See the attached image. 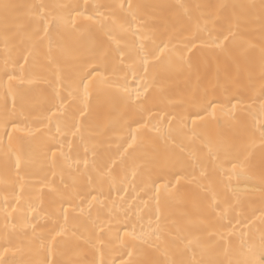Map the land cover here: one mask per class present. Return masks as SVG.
Returning a JSON list of instances; mask_svg holds the SVG:
<instances>
[{
  "label": "snow or ice",
  "instance_id": "snow-or-ice-1",
  "mask_svg": "<svg viewBox=\"0 0 264 264\" xmlns=\"http://www.w3.org/2000/svg\"><path fill=\"white\" fill-rule=\"evenodd\" d=\"M17 7L19 6L10 3L0 4L5 24L10 11ZM27 7L28 31L24 33L14 55H9L7 46L5 47V56L0 64V88L3 89V99L0 101V124L3 125L4 136L7 138L5 140L0 137V166L3 168L5 186H9L8 180L13 171L18 175L22 168H30L37 161L43 165L50 158L52 162H55L58 153L60 156L66 155L65 146L56 140V135H48L52 132L53 121L56 123V133L61 134L62 139H67L68 130H71L72 137L80 134L82 140L85 125L92 123L94 116L100 115L99 106L95 108L92 106L93 91H103L109 96L118 94L133 117L126 125L128 129L126 134L121 137L123 141H127V147L120 153V163L129 165L130 161L129 166L134 176L139 169L148 165L153 166V171L157 174L155 179L149 178L152 186L149 190H154L151 198L155 200L157 212L154 221L150 220L147 225L140 223L139 231L136 225H133L129 231L127 223L115 218L114 210L117 200L110 199L111 188L106 194L102 186L94 187L73 206L75 197L80 193L69 190L68 186H65L64 189L56 190L60 196L63 223L54 224L46 233H37L35 230L39 225L32 224V236L24 241L17 237V224L12 222L14 219L12 213L24 220H28L31 214L30 219L35 220L40 214V209L39 205L24 199L22 194L13 190L11 196L3 197V207H0V216L3 218V227L7 233L3 242L0 243V264H109L103 258L96 259L97 253L102 257V250L105 248L119 253L112 258L111 264H117V261L119 264H264V207L257 210L258 218L254 216L252 220H248V225H251L255 219H259L261 227L258 237L250 231L240 232L237 244L235 242L236 225L232 224V219L236 218V209L240 207V204L219 200V192L216 190L218 185L230 183L233 175L244 173L248 161L247 151L257 134L260 145L264 148V0H259L258 4L218 5L222 14L217 16L210 14L207 18H202V23L197 21L191 38L186 37L182 44L169 48L165 43L163 47L155 45L149 50L144 45L143 39H147L144 37L139 44L126 46V50L117 48L119 64L109 60L107 55L103 54L95 57L98 62L94 66L69 65L67 57L70 55L71 48L54 34L60 33L61 30L70 33H76L79 30L85 33L90 32L93 25L77 24L78 18L99 24L102 29H105V35L110 39L114 37H112L109 22L123 33L131 31L132 26L126 19L124 22L116 21L114 11L107 13L100 11V9H112L114 6L89 5L87 0L81 4L79 0H76L72 4L37 3ZM118 7L124 9L125 5L120 4ZM139 7L130 2L127 4L133 21L136 20V13L132 10H138ZM209 24L213 27L210 28ZM253 25H258V28L252 30L259 31L260 41L259 45L250 44L248 49L259 48L258 88L255 82L257 78L251 73L247 77V85H242L239 76L234 77L225 72L221 77L218 70L212 93H215L217 89L222 90L223 99L210 94L209 90L205 89L203 93H197L190 99L192 108L186 115H172L167 112L161 115L159 112L152 111L158 101L148 93V81L145 78L148 77L149 69L154 64L166 61L170 68L193 73L198 71L202 62H207L211 54L217 57L226 54L241 29L250 28ZM203 32H207L206 40L201 39L200 34ZM132 34L135 36L137 33ZM197 40L201 41L199 45L194 42ZM5 44L7 45V40ZM117 44H119L118 41ZM185 49L191 55H187ZM166 50L165 56L163 54ZM126 59L132 61L129 67L139 66L144 70V76L140 77L139 81H137L136 73L133 72V82L136 83V87H129L127 76L121 80L118 75V68ZM38 62L41 64L39 78L49 83L52 91L45 101L48 107L40 106L41 115L32 118V113L36 111L37 106L31 103L25 91L14 82L23 83V73L16 74L18 69L22 70L25 66ZM49 70L51 79H49ZM96 81L104 87L91 88L90 85ZM249 92L251 95L246 104V112L251 116V124L240 128L236 141L226 145L223 141H213L202 134L200 128L206 119L223 118L228 123H235L238 115L237 105L242 95ZM65 94L72 102L70 113L66 111L68 100L65 99ZM44 111H47L48 115H43ZM137 117L144 122H139ZM35 124L41 127L38 129L34 127ZM131 124H135L136 127L132 128ZM174 125L179 126V131L189 143L195 144L201 141L208 148L207 160L211 162L210 165L205 158L174 157L161 153L157 149H152L150 153L143 151L149 133L154 132L159 137L168 138L176 131ZM62 126L65 128L63 133H61ZM17 133H24V135H17ZM129 149L132 151L129 152ZM89 151L90 149L85 147L83 152L85 168L90 166L87 158ZM137 153L139 155H136ZM115 163L116 161L113 160L112 164ZM91 164L95 165V153ZM225 164H230L231 168H224ZM169 165L172 168L179 165L180 171L190 176V183L196 185L195 199L199 203L200 219L196 222L190 221L184 228L169 224L160 211L162 202L175 201L182 195L181 187L177 186L179 176H177L176 184H173L170 179L165 182ZM106 166L111 168V165ZM217 172L219 177L216 181L211 184L202 183ZM171 175L176 176V172L172 171ZM157 180L161 183H157ZM261 180L264 181V171L261 173ZM121 188L122 186L117 187L115 191L120 193ZM123 191L126 193L127 189ZM87 196L91 199H87ZM261 201L264 203V195ZM119 203L121 205L126 203L124 195L119 196ZM222 203L227 206L222 207ZM70 209L80 214L73 216L72 219H83L86 222L83 231H79L78 234L69 227ZM239 215L243 216L244 213ZM242 223L243 220L238 221V224ZM28 226L25 224L24 228ZM113 228H116L114 233ZM120 228L124 229L123 237L120 234ZM194 232H199L200 235L193 239ZM205 241L209 242L207 247L203 245ZM145 246H151L165 258L163 260L139 258L145 251ZM209 250L216 252L217 258L207 261L196 258L198 254ZM89 253L92 256L91 259L88 258ZM169 253H171L170 258ZM125 254L127 258L121 259V256ZM26 256L28 258H25ZM220 256L223 258H219Z\"/></svg>",
  "mask_w": 264,
  "mask_h": 264
},
{
  "label": "bare ground",
  "instance_id": "bare-ground-1",
  "mask_svg": "<svg viewBox=\"0 0 264 264\" xmlns=\"http://www.w3.org/2000/svg\"><path fill=\"white\" fill-rule=\"evenodd\" d=\"M74 2L76 0H0V4L10 3L19 6L10 11L7 24L4 21V13L0 10V64H2L5 56V47L7 46L9 55H14L24 37V33L28 31L29 17L27 6L37 3L72 4ZM79 2L83 4L85 0H79ZM129 2L140 6L138 10H132L136 13L135 21L132 20L127 9ZM87 3L89 5L104 4L114 6L112 9L106 8L100 9V11L106 13L114 11L116 13V21L124 22L126 19L131 24L132 30L123 33L109 22V27L112 28V37H114V39H110L109 36L105 35V29H102L99 24L78 18L76 20L77 24H92V30L87 33L83 32V30H79L76 33L61 30L60 33L54 34L71 48L70 55L67 57L69 65L90 64L94 66L98 62L95 57L103 54H106L109 60L119 64L117 48L120 47L126 50V46L139 44L144 37H147V39H143L144 45L149 50L154 48L155 45L163 47L165 43L171 48L173 45L185 42L186 37L191 38L196 29L197 21L202 23V18H207L210 14L212 16L221 15L222 11L217 7L218 5L258 4L259 0H87ZM120 4H124L125 8L120 9L118 7ZM229 11L231 10L229 9ZM209 27L211 28L213 25L209 24ZM253 28H258V25L242 28L226 54H221L218 57L215 54H211L207 62H202L198 71L193 73L170 68L167 66L166 61L154 64L149 69L148 77L145 78L148 81V93L158 101L157 106L153 107L152 111L154 113L159 112L161 115L165 112L172 115H186L187 111L192 108L189 103L190 99L197 93H203L205 89H208L210 94H215L223 99L222 90L217 89L215 93H212L218 70L221 77H223L225 72L234 77L239 76L242 85H247V77L251 73L257 78L255 82L258 88L259 72L257 65L259 48L257 47L255 50L248 49L250 44L259 45L260 41L259 31H254L252 30ZM133 32L137 34L134 36ZM200 36L202 40H206L207 32L201 33ZM6 40L7 45L5 44ZM117 41L119 44H117ZM194 42L199 45L201 41L197 40ZM193 52H195V49H193ZM185 53L191 55V53H187L186 49ZM163 55H167V50ZM131 64V60H124L123 65L118 68V75L121 80L127 76L129 87H136V83L133 82V72L136 73L137 81H139L140 77L144 76V70L139 66L129 67ZM109 71H111V68H109ZM21 72L23 73V83L21 84L20 81L14 83L18 84L25 91L31 103L37 106L36 111L32 113V118H35L41 115L40 106L48 107L45 101L52 91V86L39 78V73L41 72V64L39 62L27 65L22 70L18 69L16 74L21 75ZM104 74L107 75L108 73ZM49 79H51L50 70ZM90 87L102 89L104 86L96 81ZM250 95V92L242 95L241 101L237 105L236 111L238 115L235 123H228L223 118L218 120L206 119L200 128L202 134L213 141H223L226 145L236 141L240 128L248 127L251 124V116L246 112V104ZM2 99L3 89L0 88V101ZM65 99L68 100L66 94ZM92 101L94 108L99 106L100 115L94 116L93 122L85 125L82 140L80 134L72 137L71 130H68L67 139H62L61 134L56 133L55 121L51 124L52 132L48 135L55 134L56 140L64 144L65 156H60L58 153L55 162H52L50 158L43 165L37 161L30 168H22L18 175L13 171L8 180V187L5 186L3 168L0 166V207H3V197L5 195L11 196L13 190L18 194H22L24 199L39 205L40 214L35 220L30 219L31 214H29L28 220H24L22 217H16V214L12 213L14 217L12 222L17 224V237L19 239L27 241L31 238L32 224L39 225L35 230L37 233H46L54 224L63 223V215L60 211V196L56 190L64 189L65 186H68L69 190H75L80 193V195L75 197L73 206L79 203L80 199L86 196L88 191L94 187L102 186L106 194L111 188L110 199L117 200L114 210L115 218L127 223L129 231L133 225H136L139 231L140 223L147 225L150 220H155L157 209L155 200L151 198L154 195V190H149L152 188L149 178L155 179L157 174L153 171V166L148 165L139 169L134 176L132 168L129 166L130 161L129 165L120 163V153L127 147V141H123L121 137L126 134L128 130L126 125L131 122L133 117L118 94L109 96L103 91H93ZM234 103L236 102L234 101ZM71 105V100H68L66 111L69 113L72 111ZM43 115H48V112L44 111ZM136 119L139 120L138 117ZM139 122L143 123L144 121L139 120ZM34 127L39 129L41 126L35 124ZM131 127L135 128L136 125L131 124ZM174 128H176V131L168 138L159 137L154 132L149 133L143 151L150 153L152 149H157L161 153H167L174 157L183 156L185 159L205 158L210 165L211 162L207 160L208 148L201 141H197L195 144L189 143L183 133L179 131V126L174 125ZM9 131H11V126H9ZM64 131L65 128L62 126L61 133ZM17 135H24V133H17ZM0 137L7 139L4 136L2 124H0ZM121 144H123V147H121ZM85 147L90 149L87 157L90 166L87 168L83 164ZM131 151L132 149H129V152ZM94 153L95 165L93 166L91 162ZM136 155H139V153ZM247 155L248 161L246 162L244 173L233 175L230 183L226 185L220 184L216 189L219 192V200L240 204V207L236 209V218L232 219V224L236 225L237 237L235 242L237 244L239 243L240 232L250 231L255 237H258L261 227L259 219H255L253 224L248 225V220H252L254 216L258 218L259 211L257 210L264 207V203L261 201V197L264 195V181L261 180V173L264 171V148L260 145L258 134L253 138ZM113 160L116 161L115 164H112ZM137 162L140 163V161ZM106 165H111V168ZM224 168L230 169L231 165L225 164ZM172 171L176 172V176L171 175ZM177 176H179V184L177 186L181 187L182 195L175 201L162 202L160 211L167 218L169 224L184 228L190 221L196 222L200 219L198 215L199 203L195 199L196 185L190 183V176L180 171L179 165L175 168L169 165V173L165 176V182L170 179L173 184H176ZM218 177L219 172L203 180L202 183L211 184ZM157 183H161V181L157 180ZM121 186V192L117 193L115 188ZM123 189H127V192L125 193ZM121 195L126 197V203L123 205L119 203V196ZM87 199H91V197L87 196ZM221 206L226 207L227 205L222 203ZM109 207H111V203H109ZM105 212H107V209H105ZM240 213H244V215L241 216L239 215ZM79 215L78 211L72 212L70 209L69 227L77 234L79 231H83L86 226V222L83 219H72L73 216ZM105 218L107 219V217ZM239 220H243V223L238 224ZM25 224L29 225L26 229L24 228ZM3 225L4 221L2 216H0V243L3 242L7 235ZM112 231L114 233L116 228H113ZM123 232L124 229L120 228L122 237ZM198 235H200L199 232H194L192 238L194 239ZM124 239L128 238L124 237ZM208 243L205 241L203 245L207 247ZM102 253V257L97 253L96 259L103 258L109 264H111L113 257L119 255L117 251H112L108 248L103 249ZM170 256L171 253H169V258ZM217 256L216 252L209 250L203 254H198L196 258L207 261L217 258ZM25 258L28 257L26 256ZM88 258H92L91 253H89ZM126 258V254L121 256V259ZM139 258L163 260L165 257L154 251L151 246H145V251L141 253ZM219 258L223 257L220 256ZM117 264H119V261H117Z\"/></svg>",
  "mask_w": 264,
  "mask_h": 264
}]
</instances>
